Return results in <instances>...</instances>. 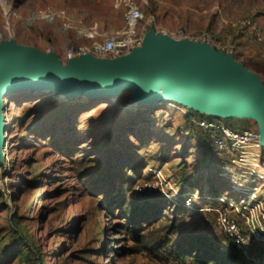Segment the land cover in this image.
Here are the masks:
<instances>
[{
  "label": "rangeland",
  "instance_id": "rangeland-1",
  "mask_svg": "<svg viewBox=\"0 0 264 264\" xmlns=\"http://www.w3.org/2000/svg\"><path fill=\"white\" fill-rule=\"evenodd\" d=\"M130 2L140 7L147 31L164 38L207 33L216 44L234 46L233 56L264 83V0H3L0 42L13 39L65 62L67 42L90 44L72 34L93 26L120 30ZM25 95L11 96L3 111L0 264H176L122 250L135 242L116 233L120 211L110 218L108 209L121 197L159 202L171 221L180 203L186 214L176 217L179 230L216 237L222 258H231L229 237L247 262L264 264V146L253 140L242 153L220 154L215 135L197 125L199 117L213 116L258 134L254 118L170 100L145 115L123 111L136 104L132 91L101 101H67L52 91Z\"/></svg>",
  "mask_w": 264,
  "mask_h": 264
},
{
  "label": "water",
  "instance_id": "water-1",
  "mask_svg": "<svg viewBox=\"0 0 264 264\" xmlns=\"http://www.w3.org/2000/svg\"><path fill=\"white\" fill-rule=\"evenodd\" d=\"M31 88H38L39 94L51 89L73 99L82 93L103 95L104 100L132 91L135 105L161 99L157 92L166 89L171 93L166 100L196 110L209 107L224 115L248 113L264 146V83L233 54L207 43L176 41L150 30L141 47L127 55L104 59L82 54L63 62L52 51L13 39L1 41L0 132L7 130L3 111L14 95L7 93Z\"/></svg>",
  "mask_w": 264,
  "mask_h": 264
},
{
  "label": "trees",
  "instance_id": "trees-1",
  "mask_svg": "<svg viewBox=\"0 0 264 264\" xmlns=\"http://www.w3.org/2000/svg\"><path fill=\"white\" fill-rule=\"evenodd\" d=\"M153 111L140 112L143 115ZM189 117L198 118V114L190 113ZM200 119L214 120L213 116L199 117ZM232 130H237L234 127ZM110 218L119 210L123 223L116 224V233H127L135 242L133 248L124 247L125 253L145 251L149 256L159 259H171L176 264H250L247 256L237 249L233 240L226 237L225 245L232 249L231 258H222L220 255V240L216 237L197 232L195 229L183 232L177 228V215L186 214V208L180 203L174 207L175 219L165 220V208L158 202L143 204L134 199L127 201L125 197L112 200L108 203ZM164 221L162 223L161 221ZM159 223V224H158ZM159 225V229H154ZM146 231H149L145 233Z\"/></svg>",
  "mask_w": 264,
  "mask_h": 264
},
{
  "label": "built area",
  "instance_id": "built-area-1",
  "mask_svg": "<svg viewBox=\"0 0 264 264\" xmlns=\"http://www.w3.org/2000/svg\"><path fill=\"white\" fill-rule=\"evenodd\" d=\"M48 17V16H47ZM143 13L138 5L130 2L125 14L124 25L120 30L112 33H104L97 26H93L84 32H78V38L85 37L90 44H79L74 46L70 42L66 43L65 58L78 57L82 54H91L96 58L115 59L131 53L133 50L141 47L145 35L148 32L145 27L141 26ZM243 26L249 28L248 22H243ZM260 37V36H259ZM257 36V38H259ZM176 41H190L195 43H207L216 50L226 53H234V46H222L212 41L211 36L207 33L194 34L187 31H178L171 35ZM197 125L207 129L214 134V146L220 154L242 153L245 146L250 145L251 141H259V133H253L247 129L232 130L230 127L215 123L212 120L198 119ZM261 178V176H259ZM228 224L231 232L238 234L236 224L228 221L226 216L221 218ZM233 234V233H231ZM233 236V235H231ZM238 236V235H237ZM235 237V236H234ZM237 245L241 246V239H236Z\"/></svg>",
  "mask_w": 264,
  "mask_h": 264
},
{
  "label": "bare ground",
  "instance_id": "bare-ground-1",
  "mask_svg": "<svg viewBox=\"0 0 264 264\" xmlns=\"http://www.w3.org/2000/svg\"><path fill=\"white\" fill-rule=\"evenodd\" d=\"M7 28H8V25H7ZM47 91H51V89H47ZM165 94L167 95L165 97V99H156L154 101H150V102H147L145 105H128V106H125L123 108V111H132V112H135V113H140V112H143L149 108H153V107H157V106H161L163 104H166L168 103V101L166 99H169L171 97V93L166 90V89H161L157 92V95L159 94ZM7 94H26L25 96H33L35 94H39V90L38 88H31L29 91H26L24 89H18L16 91L14 90H11L9 91ZM78 97L81 98V100H84V101H87V100H91V101H101V100H104L105 97L103 95H96V96H90L88 95L87 93H82L81 95H79ZM60 99H63V100H71L73 99L72 97H65L63 95L59 96ZM110 99L112 100H116L117 99V95H114L112 96ZM150 106V107H149ZM203 108V107H202ZM207 110H212L211 108L207 107L206 108ZM243 115L245 116H250L248 113H243ZM5 114L3 112V123L5 125V128L7 127V119L5 118ZM6 135H7V132L6 130L0 132V146L4 145L5 141H6Z\"/></svg>",
  "mask_w": 264,
  "mask_h": 264
},
{
  "label": "crops",
  "instance_id": "crops-1",
  "mask_svg": "<svg viewBox=\"0 0 264 264\" xmlns=\"http://www.w3.org/2000/svg\"><path fill=\"white\" fill-rule=\"evenodd\" d=\"M64 31H65V33H69V27L68 28H62ZM115 31H117V30H112V31H109V32H104V33H112V32H115ZM103 32V31H102ZM71 34V33H70ZM69 34V35H70ZM71 36H73V37H71V38H75V39H77V40H79V41H81L82 39H83V37H81V38H78V34H77V32H76V34H72Z\"/></svg>",
  "mask_w": 264,
  "mask_h": 264
},
{
  "label": "clouds",
  "instance_id": "clouds-1",
  "mask_svg": "<svg viewBox=\"0 0 264 264\" xmlns=\"http://www.w3.org/2000/svg\"><path fill=\"white\" fill-rule=\"evenodd\" d=\"M0 3H3V0H0Z\"/></svg>",
  "mask_w": 264,
  "mask_h": 264
}]
</instances>
